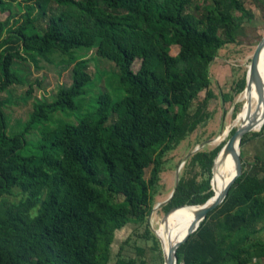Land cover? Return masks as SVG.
Wrapping results in <instances>:
<instances>
[{"label": "trees", "instance_id": "1", "mask_svg": "<svg viewBox=\"0 0 264 264\" xmlns=\"http://www.w3.org/2000/svg\"><path fill=\"white\" fill-rule=\"evenodd\" d=\"M197 1L0 0V14L14 2L24 10L0 22V92L22 83L16 63L37 66L60 53L72 64V85L37 101L21 131L8 134L0 100V264H144L119 252L112 258L115 232L147 221L167 154L211 115V62L252 20L243 0ZM82 49L117 68L99 92L89 59L74 55ZM244 86L240 78L236 94ZM263 132L264 123L241 146ZM222 148L189 158L165 210L214 195ZM243 158L224 201L178 247L177 264H264V157ZM15 190L19 200H6Z\"/></svg>", "mask_w": 264, "mask_h": 264}, {"label": "rangeland", "instance_id": "2", "mask_svg": "<svg viewBox=\"0 0 264 264\" xmlns=\"http://www.w3.org/2000/svg\"><path fill=\"white\" fill-rule=\"evenodd\" d=\"M210 1L198 0L197 2L206 5ZM243 2L246 9L251 12L252 20H243L237 31L235 43L227 44L220 49L209 66L211 79L209 90L213 97L206 101L205 111L211 114L210 117L195 132L189 134L175 150L167 154L164 171L161 173L156 189L152 212L148 215L145 223H129L116 230L111 245L113 259L119 252L121 255L143 260L144 264L163 263V245L159 233L164 228V222L167 218H165V214L168 212L163 207L167 203L165 201L174 191L185 163L197 148L212 150L218 146H224L229 140L232 130L237 128L235 125L236 117L242 111L243 94L246 92L244 89L241 93L236 94L237 82L240 78L246 77L255 47L264 36V0H243ZM21 3L25 5L24 2ZM10 11L12 16H9V11L0 14V22H6L9 17L13 21L15 16L19 17L24 14V10L21 5H18V2L12 4ZM233 13L239 15L238 12ZM177 53L178 47L172 46L170 54L176 55ZM74 55L78 59H89V72L94 79L95 92H99L101 87H107L106 83L110 79L114 80L112 76L117 72L116 66L98 57L95 49L78 50L74 52ZM64 59L67 57L55 53L48 59L38 58L37 66L31 59L15 64L14 67L22 78V83L13 84L5 91L0 92V100L5 102L4 111L8 123V134L21 131L37 101L52 102L56 99L60 89L72 85V64L62 63L61 61ZM133 68L135 71L138 70L139 61L135 62ZM205 97L206 91H203L194 102V110L204 101ZM62 116L56 114L54 119L64 118ZM260 131L261 128L255 132ZM263 136L264 132L261 137ZM29 139L30 137H28ZM253 143L254 141H251L241 146V153H243V159L246 162H254L256 158L249 153V148ZM149 176L150 169H147L145 177L148 178ZM14 193L15 196H7L6 200H19L21 194L17 190ZM194 220L183 227L176 226L175 230L177 233L180 232L179 234H185ZM153 234L159 238L156 240Z\"/></svg>", "mask_w": 264, "mask_h": 264}, {"label": "bare ground", "instance_id": "3", "mask_svg": "<svg viewBox=\"0 0 264 264\" xmlns=\"http://www.w3.org/2000/svg\"><path fill=\"white\" fill-rule=\"evenodd\" d=\"M254 73H256L258 84L256 86L254 84L255 82L250 80V77L248 76V90H245L246 92L243 94V108L240 112V115H237L236 117L237 120L235 125L237 127L241 121L246 120L248 117L264 114V50L261 53L258 68L256 67V70L254 69ZM250 74L251 72H249V75ZM262 125L263 122L260 120L255 122L251 129L253 131H258ZM233 171V156L231 154V148H229L224 151L216 166L215 177L213 181L214 190L216 193L220 192L224 188L228 180L231 178ZM216 178H219L220 182L219 191L215 186ZM195 210L196 206L186 205L176 209L167 216L164 222V228L159 233L165 255L168 254L171 251L173 245L184 236L183 233H177L175 227H183L190 221L194 220L196 218Z\"/></svg>", "mask_w": 264, "mask_h": 264}, {"label": "water", "instance_id": "4", "mask_svg": "<svg viewBox=\"0 0 264 264\" xmlns=\"http://www.w3.org/2000/svg\"><path fill=\"white\" fill-rule=\"evenodd\" d=\"M264 50V36L261 38V40L258 42L257 46L255 47V50L253 52V55L250 59V65L247 71V75L245 77V86L244 89L248 90V76L250 77V80L254 81L255 85L258 84V79L256 78V73H254V69L256 70V67L258 68L259 60L262 51ZM249 72L251 74L249 75ZM262 121L264 123V114L261 115H253L252 117H248L246 120H243L240 122L239 126L236 128L235 133L229 138V140L226 142V144L223 146L219 154L217 155L214 163H213V176L211 179L212 188L214 190V177H215V171H216V165L218 161L220 160L221 156L223 155L224 151L226 149L231 148V154L233 156V166L234 171L232 173L231 178L228 180L224 188L218 192L214 193L212 197H210L206 202L202 204H184L177 207L172 208L165 214V218L167 215L174 209L189 205V206H196V218L194 223L190 226L188 232L185 236H183L179 241H177L173 247L171 248V251L164 256V264H177L178 258H177V249L181 245L182 242H184L189 234L196 229V227L200 224V222L207 216V214L219 206L224 199L226 198L228 191L231 187V185L234 183V181L242 174V161H241V141L244 138L245 135L253 131L251 128L255 122ZM205 146V144H203ZM200 149L197 148L195 152L199 151ZM215 191V190H214ZM174 191L169 196V198L165 201L167 202L172 196ZM164 218V219H165Z\"/></svg>", "mask_w": 264, "mask_h": 264}, {"label": "crops", "instance_id": "5", "mask_svg": "<svg viewBox=\"0 0 264 264\" xmlns=\"http://www.w3.org/2000/svg\"><path fill=\"white\" fill-rule=\"evenodd\" d=\"M251 141H254V143H253V145L250 146L249 153L253 154L256 157L263 156L264 155V136L263 137L259 136L258 138L252 139ZM251 141H249V142H251Z\"/></svg>", "mask_w": 264, "mask_h": 264}]
</instances>
